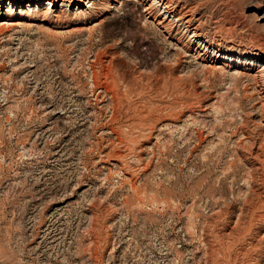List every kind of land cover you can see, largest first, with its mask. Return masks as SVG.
<instances>
[{
	"label": "rangeland",
	"instance_id": "obj_1",
	"mask_svg": "<svg viewBox=\"0 0 264 264\" xmlns=\"http://www.w3.org/2000/svg\"><path fill=\"white\" fill-rule=\"evenodd\" d=\"M48 4L0 19V264H264L260 81L140 0L90 21ZM174 6L264 54V0Z\"/></svg>",
	"mask_w": 264,
	"mask_h": 264
},
{
	"label": "bare ground",
	"instance_id": "obj_2",
	"mask_svg": "<svg viewBox=\"0 0 264 264\" xmlns=\"http://www.w3.org/2000/svg\"><path fill=\"white\" fill-rule=\"evenodd\" d=\"M48 0L49 4L46 8V15H52L55 18L57 12L68 4V9L72 11L74 6L77 11L86 16L88 20L101 18L105 15L102 7L106 6L108 0ZM149 12V15L155 19H159L158 24H169L171 27H177L178 32L182 34L181 39L184 41L189 50L195 52L196 56L204 62H211L214 68L218 66L234 68L238 71H245L253 74L255 81H260L259 95L261 105L264 108V54L260 53H242L236 51L223 50L210 44L207 38L203 36L199 27L194 26V17L189 11L181 9L179 13L174 6V0H140ZM8 5V7L6 6ZM46 5V4H45ZM44 6V0H31L26 4L17 0H0V19L3 22H10L7 18H13L25 21L31 18L29 13L41 12ZM5 8L7 10H5ZM86 10V11H84ZM11 11V12H10ZM183 11V12H181ZM259 22L264 24V11H261ZM54 15V16H53ZM50 17L45 16L43 22H47ZM3 25H6L3 24ZM185 46V45H184ZM264 47V45H263ZM258 84V83H256Z\"/></svg>",
	"mask_w": 264,
	"mask_h": 264
}]
</instances>
